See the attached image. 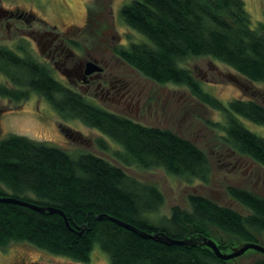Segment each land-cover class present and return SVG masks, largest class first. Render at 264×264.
<instances>
[{"label": "trees", "instance_id": "1", "mask_svg": "<svg viewBox=\"0 0 264 264\" xmlns=\"http://www.w3.org/2000/svg\"><path fill=\"white\" fill-rule=\"evenodd\" d=\"M121 20L140 35L118 53L143 76L156 83L186 86L201 104L224 113V142L264 166V137L241 119L264 126V105L234 99L227 105L206 92L191 71L181 66L189 57L205 56L230 67L249 82L264 84V20L254 21L243 0H130L119 10ZM0 97L25 100L30 93L45 99L65 118L79 119L120 149L113 157L125 167L160 168L188 182L206 183L210 164L190 140L170 129L150 127L105 112L54 79L29 53L0 45ZM99 146L108 150L99 140ZM0 196H11L61 210L39 213L0 202V247L13 242L83 259L98 246L111 264H231L205 246L167 245L95 217L107 214L147 233L173 239L210 237V226L243 242L264 235V197L228 188L248 213L240 214L207 197L189 195L190 210L175 207L165 220L150 218L163 204L162 192L95 154L72 155L62 148L10 134L0 140ZM80 232V233H79ZM232 243L219 245L225 252ZM251 264H264V256Z\"/></svg>", "mask_w": 264, "mask_h": 264}, {"label": "rangeland", "instance_id": "2", "mask_svg": "<svg viewBox=\"0 0 264 264\" xmlns=\"http://www.w3.org/2000/svg\"><path fill=\"white\" fill-rule=\"evenodd\" d=\"M129 1L111 0V8L117 22L116 30L124 39V45L139 41L141 38L139 34L125 25L118 15L120 8ZM243 2L247 12L254 21L264 20V0H243ZM91 3L92 0H0V5L5 8L14 9L17 7L21 10L30 9L41 20H44L46 22H44L45 24H56L59 26L61 19L68 23L73 22L76 25L82 24L85 16L84 8L86 6L90 8ZM106 3H108L107 0H98L94 7L102 10L99 5L104 4L105 8H107ZM60 15H62V18H60ZM44 23L37 21L33 27L44 26ZM20 26L26 27L23 24H20ZM110 34V27L105 25L99 38L93 39L92 45L97 42L102 43L103 40L99 39L101 37L109 38ZM18 36L20 35L18 33L16 34L13 29L8 30L2 27L0 28V45L15 51L17 50L18 41L26 39L29 42L28 44L26 41L23 43L20 42V44L28 47L29 50L39 57L37 48L32 41L28 38L23 39ZM88 36L92 37L91 33ZM89 42H92V40H89ZM39 60L44 61L41 57ZM181 66L191 71L193 76L200 82L201 87L224 105H227L228 102L234 99L253 100L264 105V84L244 80L233 69L217 60L205 56L189 57L181 63ZM217 72L230 75L232 78L219 76ZM234 80L238 81L239 84L235 83ZM0 82L6 83L1 76ZM167 86L177 92L179 105L182 108L179 111L178 117L182 121L180 120L181 122L177 123L178 119H176L174 125L169 128L181 137L190 140L206 154L211 165V179H216L223 173L216 167L217 163L211 154L217 148L227 149L228 147L223 141V137L225 136L223 126L226 124L224 113L192 100L187 87L183 85L167 84ZM0 107L6 109V112L0 119V140L7 135L15 134L49 146L62 148L72 155L89 152L106 159L114 165L121 166L128 174L139 181L155 185L162 192L164 200L159 209L150 215V218L153 220L168 219L175 207L179 208L182 212L189 211L188 197L191 194L203 195L205 197L212 195L215 198L217 197L216 203L224 206H227L230 202V198L226 195L224 187H217L214 181L207 182V187L202 189L200 181L193 180L188 182L177 176L168 174L160 168L142 170L137 167L123 166L112 155V151L120 149L117 144L108 140L98 130L85 126L78 119L61 116L43 98L35 93H30L22 101H11L7 98L0 97ZM240 120L251 132L264 137V126L241 118ZM62 128H70L72 132L78 133L80 136L78 138L75 135L64 136ZM99 140L106 145L108 148L107 151L99 146ZM245 189L249 190L248 186ZM259 191V193H264V191ZM221 196L222 198L224 196V200H221ZM231 208L242 215L248 213V211L246 212V210L234 204ZM254 233L256 240L253 242L264 246V235ZM210 239L218 245L232 243L231 248L224 253H229L232 248L239 247L243 243L242 240L213 225L210 226ZM260 257L261 254L250 249L230 262L231 264H251Z\"/></svg>", "mask_w": 264, "mask_h": 264}, {"label": "flooded vegetation", "instance_id": "3", "mask_svg": "<svg viewBox=\"0 0 264 264\" xmlns=\"http://www.w3.org/2000/svg\"><path fill=\"white\" fill-rule=\"evenodd\" d=\"M97 2L98 0H92L91 7L84 8L85 16L82 24L76 25L61 19L60 26L45 24L46 22L30 9L5 8L0 5V28L13 29L20 35L18 37L30 39L37 48L39 57L28 47L20 44L24 41L28 44L26 39L18 41L15 50L17 54L21 56L24 52L29 53L37 62L49 69L56 81L91 105L140 124L170 129L182 109L177 92L167 86L172 83H156L130 67L120 57L118 51L129 43L124 45V39L117 33L116 17L111 8L112 2L107 0V8L104 4L99 5L102 10L94 7ZM37 21L45 22L44 26L34 28L33 25ZM20 24L26 27H21ZM105 25L110 27V37H101L99 40H103L102 43L97 42L92 45L93 39L99 38ZM89 33L92 37L88 36ZM40 57L43 58L44 63L39 60ZM217 75L231 77L221 72H217ZM234 82L239 84L236 80ZM188 92L190 98L198 102L189 89ZM49 106L52 107L50 104ZM5 112L6 109L0 107V119ZM180 120L182 121L179 118L177 123H180ZM62 130L64 136L75 135L76 138L80 136L70 128H62ZM225 138L226 136L223 137V141ZM211 155L215 158L216 167L223 174L213 180L210 171L207 182L214 181L217 187H224L226 195L230 198L228 207L234 204L246 210L230 197L228 188L248 190L245 189L248 186V191L264 197V193H259V190L264 191V166L230 147L217 148ZM206 183L200 184L202 189L207 187ZM207 198L213 202L217 200V197L212 195ZM221 200H224V196L223 198L221 196ZM217 246L219 247L218 244ZM0 264H111V261L98 246L89 249L83 259H74L28 243L13 242L0 247Z\"/></svg>", "mask_w": 264, "mask_h": 264}, {"label": "water", "instance_id": "4", "mask_svg": "<svg viewBox=\"0 0 264 264\" xmlns=\"http://www.w3.org/2000/svg\"><path fill=\"white\" fill-rule=\"evenodd\" d=\"M0 202L25 206V207H28L42 214L45 212L59 214L64 219L65 224L68 226V222L66 220L64 213L57 208H53L50 206H40V205L31 203V202H27L21 199L11 197V196H0ZM95 219H98V220L108 219L116 223L117 225L138 234L142 238H149L157 242H162L167 245H180V246H186V247L205 246L212 251V253L214 254L216 258L223 260V261L233 260L241 256L247 250H250V249L258 252L259 254H261V256L262 255L264 256V246L256 244L254 242H243L239 247L232 248L229 253H224L220 251L217 244L212 239L205 237V236H190V237H184L183 239H173L163 233L144 232L142 230L137 229L136 227L132 226L129 223H126L117 218H113L107 214H98L95 217Z\"/></svg>", "mask_w": 264, "mask_h": 264}]
</instances>
